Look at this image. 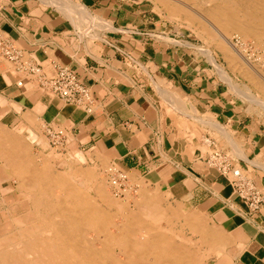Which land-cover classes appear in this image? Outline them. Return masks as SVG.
Returning a JSON list of instances; mask_svg holds the SVG:
<instances>
[{"label":"crops","instance_id":"crops-1","mask_svg":"<svg viewBox=\"0 0 264 264\" xmlns=\"http://www.w3.org/2000/svg\"><path fill=\"white\" fill-rule=\"evenodd\" d=\"M73 1L97 25L78 28L44 0H0V35L24 52V61L47 76L58 67L74 70L94 98L91 113L67 105L39 77L0 56V179L40 173L54 186L63 176L69 185L90 186L115 163L129 172L138 195L121 211L98 205L117 213V228L127 217L137 230L131 233L135 260L181 251L186 264H264V206L250 214L227 178L207 163L218 150L263 189L264 125L195 51L167 41L172 33L145 2ZM58 129L67 143L62 159L53 160L48 130ZM107 228L108 237L119 234L116 226ZM128 234L111 247L119 259H125L120 241Z\"/></svg>","mask_w":264,"mask_h":264},{"label":"bare ground","instance_id":"bare-ground-1","mask_svg":"<svg viewBox=\"0 0 264 264\" xmlns=\"http://www.w3.org/2000/svg\"><path fill=\"white\" fill-rule=\"evenodd\" d=\"M52 1H57L58 3H55V5H58V6L61 5L60 7H62L65 11H67L66 13L72 12V14H74L73 16H78L76 17L77 20L81 21L82 18L84 19V17L82 16H84L85 14L89 15L86 11L83 10L82 7H79L66 0H65L66 2L64 0H52ZM200 1H201V4L204 3V5H206L205 6L206 8L204 9V11L200 12L199 14H196V12L195 14L196 16L201 15L204 19L208 20L206 21L207 23L206 22L205 23L208 25V22H209L210 27L211 26L213 27L212 29L216 28L218 30H221L222 33H226V34L235 32L241 35H246V36L249 35V36L254 37V39L258 41L264 40V0H171V1L162 0V3L167 7L170 17L174 16L176 18V17L183 16L189 23L195 24V22H198L203 34L210 36V39L211 38L214 39L216 37L215 36L216 34L214 35V32L212 33L213 30L211 31L210 28L206 26L205 23L200 22L201 20L197 21L198 20L197 17L193 15L191 12L187 11L188 10L187 8L191 6L190 4L193 5V4H196V2H200ZM195 9H197V7ZM89 22L95 23L96 21L93 20L90 16ZM95 24L97 25V23ZM98 26L101 27V24L100 25L98 24ZM220 46H222V44H220ZM221 50L223 51V49ZM256 88H257L258 93H261L262 96H264V82L259 83V84L256 83ZM257 97L259 98V96ZM251 98L254 99L252 96ZM257 101H259V99ZM259 102H260L261 107H264V99ZM45 163H48V162H45ZM93 172H95V170ZM17 177L20 181L19 184L22 190L23 189L27 190V193L23 192L25 191L23 190L22 194L25 195L26 193L28 197L27 204H26L28 205V210H29L28 215L33 220H32V223H30L29 226L26 227V229L17 227L18 232L16 236L12 237L11 234L8 232L4 234L3 233L0 234V264H186L185 263L186 259L184 261L181 258V255H182L181 251L179 253L180 254L179 256L173 251L172 253H168V254L165 253L161 255L160 257L157 256L158 259L153 260L151 262L145 261L146 263L145 262L143 263V261L141 263L140 261L135 260L136 258H134L133 256L134 255L133 247L135 245L134 243L136 242V240L134 242L133 239L131 238V235H132L131 233H133L135 230L132 228L133 226L131 223L130 224L128 222L125 223L127 221V217L125 218L126 221L122 222V225L128 226V227L123 226L122 228V226L120 225L121 228H117V225H115L116 223L113 222V220L117 216V213L112 214V211H111V213L109 212L108 214H106L105 212L101 211V208H104V207L100 208V205H98L99 202H96L95 200H91L87 196H85L86 194L84 195L81 192L82 191L81 188L77 189L75 185H69L67 179L64 178L66 176L61 177L57 181L56 183L57 185L55 186H54V182L52 179H46L43 177L42 174L39 175L38 173H33V174L31 173L28 175L26 173L24 174L21 173L17 175ZM94 178L96 179L97 177H94ZM95 179L93 181H95ZM93 184H96V182ZM56 188L58 189L56 190ZM92 189L97 190V187L96 188L92 187ZM99 190L100 189L98 188L97 191ZM56 191H59L60 193L59 196L57 197H55ZM99 192H100L99 196L102 198V201H103L102 203H110L112 204V208L114 205L115 209L117 207L116 210L120 209L119 207H121V204H120L121 201H119V199H118V203H116L117 200L115 202L114 201L112 202L110 201V200H113L111 199V197H109L110 200L106 198L107 193L104 194L103 191H99ZM139 193H142V192H139ZM91 198H96V197H91ZM142 204L146 206L145 203H142ZM136 205L138 204H135V206ZM107 207L109 208L110 206H107ZM107 207L105 206V208ZM148 208L149 207H147L146 209ZM123 209L125 208H121V210ZM121 210H118V211H121ZM130 210L131 209L127 211V214L129 213V216L132 215V213H130ZM104 211L107 212L108 209ZM152 211H154V209ZM135 212L136 211H134L133 213L135 214ZM150 213L152 215V212ZM2 214L6 216L5 213H2ZM146 214L148 215L149 213H145V215ZM119 215H122V213L120 212ZM160 216L159 217L162 218V215ZM147 217L149 219L150 216H147ZM143 218L145 220V217ZM152 218H157V217H154L152 215ZM163 218H164V214H163ZM121 219H124V217ZM130 220L128 221L130 222ZM10 221L12 224V220ZM133 221L135 222V220ZM137 221L139 222V220ZM14 223L15 222L13 220V224ZM145 223H146V220H145ZM117 224H120V223H117ZM147 224L146 225L137 224V225L138 226L144 225L146 226V228L149 227V229L152 228L150 226H147ZM109 225H112V226L114 225V227L116 226V229L117 230L119 229V234L114 235V233L113 234L111 233L112 235L110 234L108 237L107 227ZM146 228H144V230ZM15 229H16L15 226H12L10 230L15 231ZM124 230L126 231V233L130 234V235L128 234L130 238H127V239L125 238L126 241L123 240L125 243L124 246L122 245L124 243H122L123 241L121 239L122 242L120 241V247L122 246V248H124V249H121L122 251L121 253L125 257V259H121L122 257L119 259L118 258L119 256L116 257L113 251H111L112 250L111 247L112 245L116 246V244L119 242L118 237L121 236L125 232ZM152 230L153 229H151V231ZM136 232L137 230L134 233ZM148 236L149 238H151L150 235ZM148 236L146 237V239L148 238ZM158 236L159 234L157 235V238ZM138 238H140V236ZM141 243H143L144 246L146 245L144 243V239L141 240ZM151 243H153L152 240H151ZM147 244H150V243H147ZM153 244H156L155 241ZM156 245L158 248L159 246L158 243ZM140 247L138 249H140ZM149 247L151 248V245ZM149 247H148V250L150 254V252L154 250H152L151 248V251H150ZM141 248H143V246ZM157 248L155 247V250H157ZM167 251H170V250H167ZM176 252L178 253V251ZM160 254H162V252ZM141 256L142 255H140V258H142Z\"/></svg>","mask_w":264,"mask_h":264},{"label":"rangeland","instance_id":"rangeland-1","mask_svg":"<svg viewBox=\"0 0 264 264\" xmlns=\"http://www.w3.org/2000/svg\"><path fill=\"white\" fill-rule=\"evenodd\" d=\"M66 1L79 6L73 0ZM141 1L150 6L152 11H154V13L156 14L157 19L161 20L164 26L168 28L169 32L172 33L170 36L172 40L168 39L167 41H170L174 44L187 45L190 50L195 51L198 57L205 60L211 66V68H213L214 73L217 74L221 82L226 85L229 93L239 99L240 106H243V108L246 109L248 113L253 115V118L255 120H258L264 125V107H261L259 102L264 99V96H262L261 93H258L256 88V83L259 84L264 82V40L258 41L254 39V37L249 35H241L235 32L226 34L222 33L221 30H218L216 28L214 29H216L217 31L212 29L213 27H210L209 22L208 25L206 24V21L208 20L204 19L201 15L196 16V14H199L206 8V5H204V3L201 4V1L196 2V4L193 5L190 4L192 7L189 6V8H187L188 10H186L195 15L198 19L197 21L201 20L200 22L202 23L206 22V26H208L211 31L213 30L212 33L214 32V35L216 34V37L214 39H210V36L203 34L198 22H195V24L189 23L183 16L176 18L174 16L170 17L169 11L167 10V7L162 3V0ZM44 2L56 6L62 13L75 20L78 28L85 27L90 23V15L85 14L86 16H82L84 17V19L82 18V20L80 21L76 19V17L78 16H73L74 14H72V12L66 13L67 11L60 7L61 5H55V3H58L57 1L44 0ZM196 7L197 9H195ZM83 10L86 11L85 9ZM92 38H96L95 35L92 36ZM220 44H222V46H220ZM221 49H223V51ZM251 96L254 99H252ZM257 96H259V98ZM257 98L259 99V101H257ZM60 149L61 148H56L51 144V152L49 157L53 160L62 159L63 156L61 155ZM39 166L40 165H38V168L40 169ZM109 166L110 165L105 166L102 175L98 174L96 176V184L88 186L85 185L83 181L77 180L76 183L74 182L75 187L77 189L81 188L82 191H80L84 195L86 194L85 196L99 203L103 202L102 198L99 196V191H103L104 194L107 193L106 198L110 200L109 197H111V199L113 200L110 201L112 202H115L117 200L116 203H118V199L119 201H121L120 204H129L135 201V198H132L131 196L122 199L117 198L113 195L109 186L107 175L105 173V170ZM26 174L28 175L31 173ZM38 174L40 175V173ZM5 175L6 174H4V177L0 179V227H2L0 228V234L8 232L13 237L16 236L18 232L17 227L26 229V227H28L29 224L32 223L33 219L28 215L29 210L28 205H26L28 198L26 195L27 190H22L19 184L20 181L17 177V175L19 174H7V176L10 175L12 177H5ZM132 182L134 183L133 179ZM92 187H97V190L98 188L100 190L97 191L96 189H92ZM102 187L105 189V191ZM22 191L26 192L25 195L22 194ZM59 194V191H56L55 197L59 196ZM2 213H5L6 216H4V214ZM10 220H12V224ZM13 220L15 222L14 224ZM12 226H15L17 231L16 229L15 231L10 230Z\"/></svg>","mask_w":264,"mask_h":264},{"label":"built area","instance_id":"built-area-1","mask_svg":"<svg viewBox=\"0 0 264 264\" xmlns=\"http://www.w3.org/2000/svg\"><path fill=\"white\" fill-rule=\"evenodd\" d=\"M0 56L18 66L19 70L39 77L40 85L67 105H73L91 113L94 107L92 92L78 77L77 73L68 67H58L52 76L42 74L39 66H33L24 61V52L17 49L9 40L0 35ZM20 86L22 83H18ZM52 146L62 148L67 143L63 129L48 130ZM218 173L227 178L229 185L250 214L257 213L264 206V188L258 187L242 169L235 167L233 162L218 150L213 151L207 161ZM110 189L117 198L131 196L136 198L138 187L132 182L128 171L112 163L106 170Z\"/></svg>","mask_w":264,"mask_h":264}]
</instances>
